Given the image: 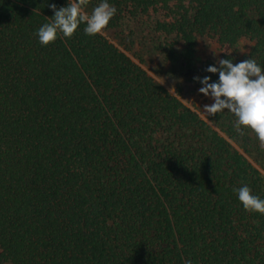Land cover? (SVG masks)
I'll use <instances>...</instances> for the list:
<instances>
[{
  "label": "trees",
  "instance_id": "16d2710c",
  "mask_svg": "<svg viewBox=\"0 0 264 264\" xmlns=\"http://www.w3.org/2000/svg\"><path fill=\"white\" fill-rule=\"evenodd\" d=\"M107 2L105 31L153 20L188 49L247 40L264 69V0ZM68 3L0 0V264H264V215L233 192L264 199L256 134L227 109L210 126L84 24L41 45L49 5Z\"/></svg>",
  "mask_w": 264,
  "mask_h": 264
},
{
  "label": "clouds",
  "instance_id": "9594fccd",
  "mask_svg": "<svg viewBox=\"0 0 264 264\" xmlns=\"http://www.w3.org/2000/svg\"><path fill=\"white\" fill-rule=\"evenodd\" d=\"M88 3L89 0H69L66 7L59 9L55 4L49 5L54 16L34 33L40 44L47 46L61 34L65 38H71L81 24L85 25L86 35L101 34L117 9L107 0H101L89 14L85 10ZM217 63L219 67L206 68L209 73L219 74L217 82H210V76L203 79L194 77V80L203 85L199 88V93L214 100V103L204 106L203 113L208 117L227 109L236 118L234 128L237 134L245 135L242 127L251 129L256 134L260 148L264 150V69L253 58L237 64L230 59H220ZM233 192L238 194L245 211L264 215V199L253 195L250 187L244 185L234 188ZM186 264L191 262L187 261Z\"/></svg>",
  "mask_w": 264,
  "mask_h": 264
},
{
  "label": "rangeland",
  "instance_id": "374dc122",
  "mask_svg": "<svg viewBox=\"0 0 264 264\" xmlns=\"http://www.w3.org/2000/svg\"><path fill=\"white\" fill-rule=\"evenodd\" d=\"M85 10L89 14L92 11L89 7ZM101 35L212 127L203 108L214 100L199 93L203 85L194 77L203 79L207 76L208 66L218 67L217 61L223 59V52L230 56L234 64L246 60L251 46L247 40H241L236 48L221 50L215 43L201 39L188 49L180 42L174 44L171 39L156 36L153 20L125 22L117 29L103 30ZM248 160L253 164L250 158ZM261 173L264 175L263 171Z\"/></svg>",
  "mask_w": 264,
  "mask_h": 264
}]
</instances>
